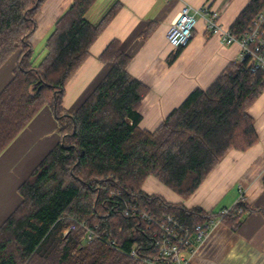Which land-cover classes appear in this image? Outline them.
I'll return each mask as SVG.
<instances>
[{
	"label": "trees",
	"instance_id": "1",
	"mask_svg": "<svg viewBox=\"0 0 264 264\" xmlns=\"http://www.w3.org/2000/svg\"><path fill=\"white\" fill-rule=\"evenodd\" d=\"M45 1L0 0V67L18 54L14 76L0 92V152L45 105L52 107L61 133L20 185L22 202L0 225V264H143L131 251L141 257L154 253L152 228L129 202L158 219L175 216L191 229L217 216L221 210L188 208L142 185L154 175L186 198L231 148L256 144L249 107L264 90V70L252 73L247 60L230 62L148 130L139 126V109L149 87L130 74L131 56L113 39L100 55L110 69L71 113L63 104L66 83L120 2L92 22L86 13L95 0H73L38 59L28 37ZM263 7L264 0H249L229 28L243 34ZM230 209L222 221L234 229L251 210L243 199Z\"/></svg>",
	"mask_w": 264,
	"mask_h": 264
},
{
	"label": "crops",
	"instance_id": "2",
	"mask_svg": "<svg viewBox=\"0 0 264 264\" xmlns=\"http://www.w3.org/2000/svg\"><path fill=\"white\" fill-rule=\"evenodd\" d=\"M116 14L92 43L89 56L68 80L63 104L75 112L111 63L100 59L108 44L117 39L130 54L127 69L149 90L142 100L139 126L154 130L196 87H207L233 61H240L239 44H223L200 19L193 38L172 61L176 52L167 43V27L177 15L182 0H95L86 17L97 22L115 2ZM194 6L209 2L221 12V22L230 27L249 0H185ZM73 0H46L36 13L37 28L28 37L35 47L45 41L59 16ZM18 54L0 67V92L14 76ZM259 135L247 149L231 148L207 178L188 197L153 176L143 185L168 201L206 211L232 208L239 199L250 207L241 225L234 229L220 221L202 242H194L192 264H264V90L249 107ZM61 140L60 124L49 105L42 107L16 137L0 152V225L22 202L20 185Z\"/></svg>",
	"mask_w": 264,
	"mask_h": 264
},
{
	"label": "built area",
	"instance_id": "3",
	"mask_svg": "<svg viewBox=\"0 0 264 264\" xmlns=\"http://www.w3.org/2000/svg\"><path fill=\"white\" fill-rule=\"evenodd\" d=\"M200 19L204 20L205 27L212 35H217L223 44H239L240 61L247 60L252 73L259 69L264 70V7L260 10L252 25L241 35L233 33L231 28L225 27L221 22V12L213 4L206 2L200 6H194L188 1L182 0V5L170 21L165 33L167 43L173 50L189 44L193 38ZM118 193L113 192V195ZM129 208L137 211L143 220L150 223L154 237V253L140 256L133 249L131 255L141 259L143 264H192V258L186 252L194 253V242H202L208 231L231 209L224 208L217 216L211 217L205 223H198L193 229L184 224L179 218L167 215L161 219L153 217L145 208L138 207L129 202ZM239 212L241 209L238 210ZM93 230L87 234L88 240H92Z\"/></svg>",
	"mask_w": 264,
	"mask_h": 264
},
{
	"label": "rangeland",
	"instance_id": "4",
	"mask_svg": "<svg viewBox=\"0 0 264 264\" xmlns=\"http://www.w3.org/2000/svg\"><path fill=\"white\" fill-rule=\"evenodd\" d=\"M43 45H44V41L43 42H41V43H38L36 46H35V52H36V55L38 56V59H40L42 56H43V50H42V48H43ZM154 178H157V177H155L154 175H152ZM149 177H151V176H149ZM148 177V178H149ZM147 178V179H148ZM146 179V180H147ZM158 179V178H157ZM146 180H145V182H146ZM159 180V179H158ZM160 181V180H159ZM144 182V183H145ZM160 182H162V181H160ZM144 183H143V185H144ZM163 183V182H162ZM143 185H142V188H143ZM152 194H159V193H152ZM161 195V194H160Z\"/></svg>",
	"mask_w": 264,
	"mask_h": 264
}]
</instances>
